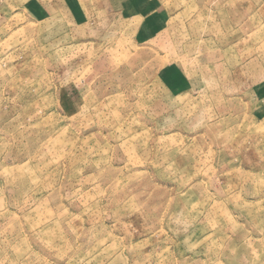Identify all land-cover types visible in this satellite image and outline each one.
Wrapping results in <instances>:
<instances>
[{
	"label": "rangeland",
	"instance_id": "obj_1",
	"mask_svg": "<svg viewBox=\"0 0 264 264\" xmlns=\"http://www.w3.org/2000/svg\"><path fill=\"white\" fill-rule=\"evenodd\" d=\"M0 264H264V0H0Z\"/></svg>",
	"mask_w": 264,
	"mask_h": 264
}]
</instances>
